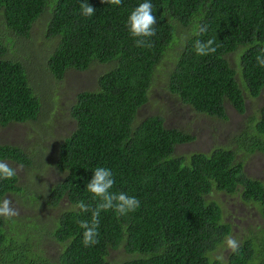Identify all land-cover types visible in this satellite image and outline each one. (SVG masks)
I'll list each match as a JSON object with an SVG mask.
<instances>
[{"label":"trees","instance_id":"obj_1","mask_svg":"<svg viewBox=\"0 0 264 264\" xmlns=\"http://www.w3.org/2000/svg\"><path fill=\"white\" fill-rule=\"evenodd\" d=\"M85 2L94 9L91 17L82 15ZM143 2L0 0L1 35L29 43L35 22L48 17V49L36 53L44 78L5 58L0 35V126L39 124L47 116L40 97L53 80L69 70L105 67L96 89L77 95L69 111L75 128L56 145L52 160L42 146L28 152L0 145V161L22 166L37 182L21 186L17 173L0 180V201L19 196L34 213L68 204L47 216L0 217V264H113L110 255L118 250L125 258L115 264H264V182L248 177L245 162L236 160L238 154L264 155V105L233 138L237 150L179 155L178 146L195 140L190 132L167 126L162 113L137 121L158 75L164 90L192 113L225 121L226 102L243 114L247 99L264 94V67L256 60L264 58V0H150L156 34L137 47L127 20ZM197 24L207 32L192 35ZM213 38L216 53L198 56L194 42ZM236 51L234 66L229 56ZM49 167L61 175L53 185L40 180ZM97 167L110 169L112 191L136 197L140 207L126 216L102 212L99 242L85 247L79 222H90L91 212L71 209L78 201L95 208L98 201L85 188ZM218 193L239 195L262 223L234 235L226 209L213 198ZM229 236L238 237L239 248L221 258L218 250ZM47 244L56 245L54 258Z\"/></svg>","mask_w":264,"mask_h":264},{"label":"rangeland","instance_id":"obj_2","mask_svg":"<svg viewBox=\"0 0 264 264\" xmlns=\"http://www.w3.org/2000/svg\"><path fill=\"white\" fill-rule=\"evenodd\" d=\"M48 17L42 16L35 22L32 27L29 43L18 39L17 37L0 34L2 43L5 46L6 54L12 62L20 64L22 67L28 65L26 70L40 78H44L43 68L38 61L36 53L46 52L48 45L44 42L43 37L47 36L46 25ZM5 31L1 30V33ZM46 41V40H45ZM50 45L52 42L47 41ZM239 51L232 53L229 60L232 65L237 63ZM235 66V65H234ZM105 67L94 64L85 71L69 70L65 73L60 81L53 80L47 87L45 93L40 97L42 109L47 110V116L40 119L39 124L16 125L9 124L0 126V145H16L28 152L33 151L38 146L45 147L46 155L50 156V160L55 155V147L64 138L69 136L75 128V123L69 115L71 107L75 104L76 97L79 93L85 91H94L97 87L98 77L104 72ZM162 76L158 75L155 83L152 84L149 93L148 102L139 110L137 121H140L146 116L162 113L166 116V125L174 128H182L190 132L195 137L191 143L180 145L176 148V153L179 155H190L192 153H207L215 147H226L237 150V147L232 142L235 135L244 129L247 120L255 115H258L259 109L264 105V94L253 100H246V110L243 114H239L228 103H225V111L227 120H221L215 117L206 115H196L191 112V109L181 104L174 96L164 90V84L161 82ZM31 87L35 94L39 93V88L32 80ZM44 120V121H43ZM237 161L245 162L244 170L248 177L264 182V155L257 153L245 159V154H238ZM16 173L20 178V185L36 184L31 174L22 166L14 165ZM61 179L56 171L49 167L45 174H42L41 182L55 184ZM35 181V182H34ZM214 199L221 202L224 209L227 211L226 220L233 223L234 235L241 236L243 231L251 229L257 223H262L258 212L251 206H246L245 202L239 195H226L218 193L213 196ZM13 202V206L18 209L19 215L43 214L44 216L51 213H60L68 208L67 201H61L56 208H43L41 213H34L31 206L24 203V200L19 196L7 197ZM52 211V212H51ZM39 212V211H38ZM243 236V235H242ZM238 237L233 236L237 239ZM47 255L49 257L56 256V245L47 244ZM228 249L223 248L218 250V255L224 258L228 253ZM111 261L121 260L125 258L120 250L113 251L110 255Z\"/></svg>","mask_w":264,"mask_h":264},{"label":"clouds","instance_id":"obj_3","mask_svg":"<svg viewBox=\"0 0 264 264\" xmlns=\"http://www.w3.org/2000/svg\"><path fill=\"white\" fill-rule=\"evenodd\" d=\"M103 3L119 5L121 0H102ZM80 8L82 15L91 17L94 15V9L87 2L81 3ZM174 18H170V23ZM157 18L153 14V5L150 0H144L129 15L127 20V28L129 34L136 40L137 47L145 46L146 38L153 37L155 33L154 25ZM207 32V26L197 24L192 35L199 36ZM215 38L201 41L197 39L194 42V51L198 56H208L216 53L217 47ZM259 66L264 67V58L256 57ZM16 175V169L8 163L0 161V180H10ZM116 181L110 169L97 167L93 171V178L86 185V191L96 201L95 208H90L83 201H78L72 206V211L79 209L81 212H91V221L82 220L79 227L83 230V244L85 247L95 245L99 241V217L102 212L112 211L118 216H126L135 212L140 207V201L134 196H129L125 192L112 191ZM19 215L18 209L13 206L10 199L4 198L0 201V217L11 218ZM123 230L127 231V225L123 226ZM225 245L228 250L235 252L239 248L237 239L229 236L226 237Z\"/></svg>","mask_w":264,"mask_h":264}]
</instances>
